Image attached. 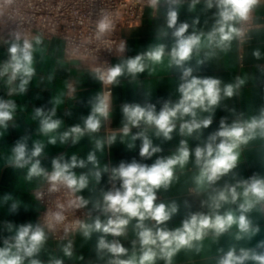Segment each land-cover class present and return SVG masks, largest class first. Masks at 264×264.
<instances>
[{"label":"clouds","instance_id":"1","mask_svg":"<svg viewBox=\"0 0 264 264\" xmlns=\"http://www.w3.org/2000/svg\"><path fill=\"white\" fill-rule=\"evenodd\" d=\"M143 2L152 15L163 16L164 23L157 27L154 43L127 57L126 41L113 38L122 19L119 9L100 7L86 15L76 10L69 22L61 11L67 0H0V26L8 28L7 38L2 39L7 59L0 62V84L8 96L26 93L37 75L36 65L50 58L52 39L58 36L63 56L55 57L56 64L75 68L84 64L87 76L104 86L88 101L90 112L82 123L61 131L63 121L57 118V108L65 96L75 97L78 79L66 82L67 91L53 97V107H38L31 117L38 122L42 139L29 146V137L24 136L11 148L5 164L25 170L24 179L36 183L37 200L48 195L54 202L39 222L5 224L0 264H77L83 260L74 247L77 235L85 243L95 237V264H177L181 254L189 264H195L194 258L201 264H264V239L253 243L261 233L258 218H264V97L259 105L238 112L229 109L227 101L241 96L250 81L247 74L228 82L194 75L209 62L251 47L254 39L264 37V0ZM185 6L188 13H196L198 6L203 13L214 9L211 22L205 19L200 26L199 15L190 22H179ZM69 23L78 29H62ZM102 51H114L118 62L101 61ZM251 56L264 61V50L251 48ZM158 69L178 73V99L166 101L159 111L152 103H125L123 126L100 137L111 115V88L122 79L134 82L141 74L153 75ZM54 75L55 69L47 77L49 82ZM17 107L15 100L0 98V137L15 119ZM218 108L230 111L233 119L221 118L218 128L205 137L204 130L212 125ZM133 128L139 130L133 133ZM173 133L184 139L172 154L157 158L150 166L134 160L109 168L97 156L119 136L129 149L140 140V156L150 159L162 151L153 137L170 141ZM85 136L94 141L86 158L61 155L51 160L50 168L43 166L48 144L75 145ZM189 138L199 141L197 146L190 147ZM253 150L262 171L244 177L239 168ZM188 170L189 191L204 197L201 207L205 210L188 212L179 226L171 228L169 222L180 205L176 200H158V193L168 192ZM104 173L119 186L100 190L96 196ZM85 190L90 193L87 198L82 194ZM0 203L9 204L15 213L22 202L5 194ZM184 203L190 207L188 201ZM82 209H87L83 218L69 219ZM61 231L56 250H50L49 240ZM130 231V247H126L122 241Z\"/></svg>","mask_w":264,"mask_h":264},{"label":"crops","instance_id":"2","mask_svg":"<svg viewBox=\"0 0 264 264\" xmlns=\"http://www.w3.org/2000/svg\"><path fill=\"white\" fill-rule=\"evenodd\" d=\"M197 8L196 13H188L186 6L180 10L179 22L191 21L192 16L199 15L201 25L203 26L204 20L208 19L211 22L212 12L203 13ZM164 20L161 15H152L151 9L145 7L144 17L141 23L132 28H125L122 31V37L126 41V52L124 56H135L139 52L145 50L150 44L155 42L156 29L158 26L163 25ZM6 36L0 34V62L7 59V45L2 42ZM61 40L57 38L52 39V47L50 49V58L44 63H38L37 75L30 83L26 93L23 95L8 96L7 89L0 84V98L13 99L17 104V112L15 119L10 122V127L5 132L3 137H0V200L5 194H10L14 199L21 201V206L17 212L12 213L9 204L0 203V235H7L3 231L5 224L11 222L16 226L26 223H36L37 213L40 209V204L34 197V190L37 189L36 183H29L24 179L25 170H17L8 167L5 164V159L10 155L11 148L15 145L16 141L21 137H29V146L33 140L42 139L38 134V122L32 120L34 110L42 107L49 110L53 107L51 101L53 97L58 95L61 91H67L65 88L66 82H76L77 91L74 98L65 96L63 103L57 108V118L62 119L63 126L61 131L71 127L75 124L82 123V119L90 112V104L88 101L101 92L102 86L98 81H94L87 76L86 67L82 64L79 68L68 66H58L55 57H62V48L58 47ZM260 47L264 50V37L254 39L251 47L237 49L221 60L212 61L203 66L199 71L194 72V75L201 77H218L225 82L231 81L235 76L247 74L250 77L248 85L243 89L241 96L230 99L227 101L228 108H235L238 112L245 111L249 106L259 105L261 97H264V72L260 65L264 61H256L251 56V48ZM239 51L242 52V66L239 60ZM118 62V56L114 58L112 63ZM55 69V75L51 82L47 77ZM178 73L169 69H158L153 75L147 72L139 76L137 81L129 82L127 79H122L119 86L111 88V115L110 118L104 122L101 132L98 134L104 137L113 131H117L123 126L122 120V106L125 103H152L156 105L157 111L163 106L166 101L175 102L178 99V92L176 90L178 83ZM227 117L229 121L233 119L230 111L224 108H218L213 123L208 129L204 130V136L216 130L219 126L221 118ZM139 129L133 128L132 132L135 133ZM184 137L173 133V138L170 141H162L153 137L154 145H159L162 148L160 153L154 154L150 159H145L140 156L139 149L141 141L135 142V147L129 149L125 143H121L119 136L117 141L111 146H105L102 153L98 152L97 156L101 165H107L109 168L118 167L121 162L131 163L136 161L151 165L159 157H164L172 154L179 145V141ZM199 141L189 138L190 147H195ZM94 141L88 136L81 139L78 144H48L45 148V156L42 159L43 166L50 168L51 160L64 155L66 159L70 158L72 154H76L80 158H86L89 151L93 150ZM254 152L249 155L240 166L239 172L242 176L248 177L255 172L262 171L260 165L254 159ZM77 172L83 171L76 169ZM191 171H186L185 174L180 176L177 183H174L168 192L158 193V200L168 201L176 200L179 205L177 215L169 222V227L174 228L179 226L181 221L185 218L188 212L204 211L201 207V200L204 198L202 195L197 196L189 191V185L186 183ZM113 182L110 180L109 174H102L100 184L96 186L95 195L98 196L100 190H110L109 184ZM115 187L119 186V182H113ZM86 198L90 193L85 190L82 193ZM185 201H188L190 207L185 206ZM91 208V205H89ZM258 223L261 226V233L255 238L256 240L264 239V218H258ZM132 239L131 231L127 240L122 241L126 247H130ZM59 240L51 238L49 240V248L52 251L56 250V245ZM95 237L90 242L85 243L78 235L74 240V247L79 255L83 257L82 261L77 264H95L96 258L93 252ZM223 243V241H222ZM47 259V257H43ZM195 264H201L199 258H194ZM66 264L68 262L66 261ZM177 264H189V260L183 254L177 258Z\"/></svg>","mask_w":264,"mask_h":264},{"label":"built area","instance_id":"3","mask_svg":"<svg viewBox=\"0 0 264 264\" xmlns=\"http://www.w3.org/2000/svg\"><path fill=\"white\" fill-rule=\"evenodd\" d=\"M55 2V0H53ZM100 7H108L113 10L119 9L122 13V19L121 22L118 24L117 31L114 35V39L119 41L121 39L124 40L122 37V31L125 28H132L141 23L144 17L145 7L146 3L141 0V2H138V0H67L66 8L61 9L62 12H64V19H67L69 22L72 21L73 17L71 13L73 11L78 10L82 15H86L88 13H95L98 11ZM77 28L78 25L74 26L71 23L68 25H62V29L64 28ZM8 28L4 26H0V34L7 37ZM59 40H61V37H54ZM117 57V54L112 51H102L100 53V60L101 61H107L108 63H112L114 58ZM242 52L239 51V60L240 65L242 66ZM86 67V65L82 64ZM260 68L264 72V63L260 65ZM102 89H104V86L101 84ZM116 186L115 183L111 182L109 184L110 190ZM46 190V189H45ZM37 189L34 190V197ZM36 199V198H35ZM37 200V199H36ZM37 202L40 204V209L37 213V222L41 221L45 212L48 210L49 207L53 206L54 197H49L48 195H45V197L41 200H37ZM87 209L77 210L74 215L70 216L69 219H75V218H83ZM62 231L57 233L52 238L54 240H59V237L62 236Z\"/></svg>","mask_w":264,"mask_h":264}]
</instances>
